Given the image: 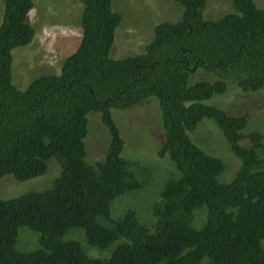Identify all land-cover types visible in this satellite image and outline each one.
I'll use <instances>...</instances> for the list:
<instances>
[{
    "label": "trees",
    "instance_id": "16d2710c",
    "mask_svg": "<svg viewBox=\"0 0 264 264\" xmlns=\"http://www.w3.org/2000/svg\"><path fill=\"white\" fill-rule=\"evenodd\" d=\"M3 1L0 179L42 176L50 158L60 173L45 190L0 198V264H264L263 134L244 131L248 114L205 102L230 84L247 92L264 89V7L232 0L233 12L209 18L207 0H176L183 6L179 21L154 24L143 53L114 58L124 15L114 10V0H81L82 37L61 73L41 75L21 89L13 79V50L35 36L29 17L35 3ZM199 68L216 78L199 75ZM150 98L164 128L157 154L175 163L153 205V224L140 221L133 208L112 214V202L144 187L153 173L123 155L126 141L113 110ZM90 113L101 114L110 135L105 158L97 162L87 159ZM205 117L241 159L230 182L219 180L224 160L190 136ZM203 204L207 219L198 229L195 209ZM22 226L41 234L38 248H17ZM71 227H83L94 246L115 244L111 255L93 257L78 240H64Z\"/></svg>",
    "mask_w": 264,
    "mask_h": 264
},
{
    "label": "rangeland",
    "instance_id": "374dc122",
    "mask_svg": "<svg viewBox=\"0 0 264 264\" xmlns=\"http://www.w3.org/2000/svg\"><path fill=\"white\" fill-rule=\"evenodd\" d=\"M33 1L35 5L29 17L36 29L35 36L28 45L13 50V79L21 89H26L32 80L41 75L60 74L64 61L77 49L82 37L81 17L84 5L81 0ZM255 2L259 7H264V0ZM113 8L124 15L116 29V38L111 49V56L114 58L143 53L154 38V24L177 22L183 15V6L176 0H114ZM233 11L232 0H207L206 17L219 18ZM3 15L4 1L0 0V24ZM120 27L122 39L118 36ZM196 72L204 77L216 78L214 74H207L201 68ZM194 82L196 81L191 83ZM205 102L217 105L231 114H248L244 131H259L263 134L264 141V90L247 92L230 84L227 92L216 94ZM113 114L126 141L123 155L152 169L153 173L144 187L113 200L112 214L120 216L130 207L136 209L144 223L153 224V205L161 198L162 185L175 174V163L167 155L159 157L157 154L164 135L161 109L153 99H146L133 109L113 110ZM89 115L91 120L86 138L87 159L97 162L105 158L110 135L102 122L101 114ZM190 136L207 153L224 160L225 169L219 180L232 181L241 165V159L234 154L216 122L211 118H203L190 132ZM48 164V171L44 175L28 180H17L13 174L3 176L0 179V198H14L29 191H42L51 187L60 173V164L55 158H50ZM207 211L206 204L195 209L193 225L196 228L200 229L205 225ZM40 237V233L22 226L19 229L17 248L21 251L36 249L40 246ZM62 237L64 240H78L89 255L98 258L109 257L115 246L112 244L107 248H100L88 243L83 227H71ZM205 260L199 264H203Z\"/></svg>",
    "mask_w": 264,
    "mask_h": 264
},
{
    "label": "clouds",
    "instance_id": "9594fccd",
    "mask_svg": "<svg viewBox=\"0 0 264 264\" xmlns=\"http://www.w3.org/2000/svg\"><path fill=\"white\" fill-rule=\"evenodd\" d=\"M157 24V23H156ZM120 33H118V36L122 39V33H121V31H122V27H120ZM125 35H126V33L125 32H123ZM116 45V44H115ZM16 49V48H15ZM234 86H236V85H234ZM238 87V86H237ZM241 89V88H240ZM264 90V89H263ZM244 91V90H243ZM247 132V131H246ZM161 197H162V194H161ZM161 199V198H160ZM159 199V200H160ZM158 200V201H159ZM157 202V201H156ZM130 208V207H129ZM134 209V208H133ZM136 210V209H135ZM138 216V215H137ZM139 218V217H138ZM140 219V218H139ZM140 221H142L141 219H140ZM143 222V221H142ZM109 252V251H108ZM108 255V254H107Z\"/></svg>",
    "mask_w": 264,
    "mask_h": 264
},
{
    "label": "bare ground",
    "instance_id": "6f19581e",
    "mask_svg": "<svg viewBox=\"0 0 264 264\" xmlns=\"http://www.w3.org/2000/svg\"><path fill=\"white\" fill-rule=\"evenodd\" d=\"M47 62V61H46Z\"/></svg>",
    "mask_w": 264,
    "mask_h": 264
}]
</instances>
